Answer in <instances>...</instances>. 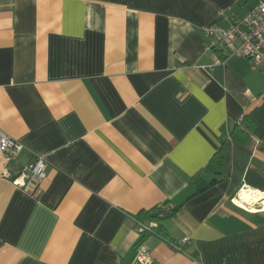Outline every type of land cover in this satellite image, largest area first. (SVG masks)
<instances>
[{"label": "crops", "instance_id": "0c3cea01", "mask_svg": "<svg viewBox=\"0 0 264 264\" xmlns=\"http://www.w3.org/2000/svg\"><path fill=\"white\" fill-rule=\"evenodd\" d=\"M259 1L0 0V264H129L154 208L156 264H264V201L231 202L264 192V79L204 35ZM36 158V192L5 177Z\"/></svg>", "mask_w": 264, "mask_h": 264}, {"label": "built area", "instance_id": "2783aa9c", "mask_svg": "<svg viewBox=\"0 0 264 264\" xmlns=\"http://www.w3.org/2000/svg\"><path fill=\"white\" fill-rule=\"evenodd\" d=\"M204 35L208 40L209 50L223 49L228 52L229 56L243 57L264 79V0H260L244 18L233 20L228 29L213 25L204 30ZM208 70L211 71L212 67H209ZM21 150L22 145L0 131V154L5 158L6 162L14 160ZM47 168L48 164L44 159L36 158L30 164L22 167L16 176L12 177L7 173L5 177L13 186L34 193L46 179ZM242 191L255 192L249 187L243 186L231 202L235 207L243 211H251L248 206L240 207L237 204V202H241L239 195ZM255 210L260 211L261 207L255 206ZM155 228L156 224L152 222H136V231L139 238L152 234ZM188 243H190L188 238H184L181 241L182 245ZM174 249L181 251L178 246H174ZM129 264L156 263L152 258L151 252L140 242Z\"/></svg>", "mask_w": 264, "mask_h": 264}, {"label": "trees", "instance_id": "16d2710c", "mask_svg": "<svg viewBox=\"0 0 264 264\" xmlns=\"http://www.w3.org/2000/svg\"><path fill=\"white\" fill-rule=\"evenodd\" d=\"M251 127H252V122L249 118L244 117L240 120L239 123H237L233 129H232V133H231V138L234 140H237L240 143H244V140H247L250 135L249 132L251 131ZM222 153L223 150L221 149L214 157L213 162L217 163V164H221L222 162ZM215 182V181H214ZM177 211V208H174L172 210H166V209H161V208H154L148 212H143L140 213L137 216V220L140 222H152L156 224V228L154 229V232L152 233L153 235H158L162 238L165 239V233L163 232V226H162V222L165 221L166 219H169L171 217H173L175 215V212ZM145 236V235H144ZM142 236L137 244L136 247L138 246V244L142 241L143 237ZM135 247V248H136Z\"/></svg>", "mask_w": 264, "mask_h": 264}, {"label": "bare ground", "instance_id": "6f19581e", "mask_svg": "<svg viewBox=\"0 0 264 264\" xmlns=\"http://www.w3.org/2000/svg\"><path fill=\"white\" fill-rule=\"evenodd\" d=\"M241 202H237L240 207L248 206L251 212H256L255 206H259V203L264 201V192L255 191L254 193L240 192ZM262 211V210H261Z\"/></svg>", "mask_w": 264, "mask_h": 264}]
</instances>
